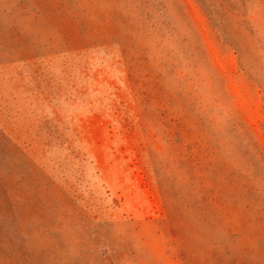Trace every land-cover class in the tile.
Wrapping results in <instances>:
<instances>
[{
  "label": "rangeland",
  "instance_id": "obj_1",
  "mask_svg": "<svg viewBox=\"0 0 264 264\" xmlns=\"http://www.w3.org/2000/svg\"><path fill=\"white\" fill-rule=\"evenodd\" d=\"M0 264H264V0H0Z\"/></svg>",
  "mask_w": 264,
  "mask_h": 264
}]
</instances>
